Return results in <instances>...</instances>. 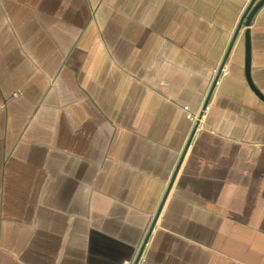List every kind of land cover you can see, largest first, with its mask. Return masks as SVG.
<instances>
[{
    "label": "crops",
    "instance_id": "1",
    "mask_svg": "<svg viewBox=\"0 0 264 264\" xmlns=\"http://www.w3.org/2000/svg\"><path fill=\"white\" fill-rule=\"evenodd\" d=\"M251 1L0 0V264H264Z\"/></svg>",
    "mask_w": 264,
    "mask_h": 264
},
{
    "label": "water",
    "instance_id": "2",
    "mask_svg": "<svg viewBox=\"0 0 264 264\" xmlns=\"http://www.w3.org/2000/svg\"><path fill=\"white\" fill-rule=\"evenodd\" d=\"M264 4V0H252L248 7L246 8V11L241 19L240 26L242 23H245L246 26H248L255 15V13L259 10V8ZM245 36V74L247 81L250 85V87L255 91V93L262 99L264 100V94L260 91V89L254 84L252 78H251V73H250V65H251V52H250V33L249 29L245 30L244 33ZM211 95V92H210ZM209 95V96H210ZM209 96L207 100L209 99ZM147 239V237H146ZM146 239H144L140 251L143 249Z\"/></svg>",
    "mask_w": 264,
    "mask_h": 264
},
{
    "label": "built area",
    "instance_id": "3",
    "mask_svg": "<svg viewBox=\"0 0 264 264\" xmlns=\"http://www.w3.org/2000/svg\"><path fill=\"white\" fill-rule=\"evenodd\" d=\"M228 74V67H227V61L226 59H222L217 63L213 69V75L211 78L210 82V87H209V94L210 92L212 93V90L215 86H217L223 77H225ZM210 97V96H209ZM208 100L204 103V105L200 108L198 112H192L191 110L188 109V106H185V112H186V117L191 120L192 126L197 127L202 119V116L204 114V111L207 108ZM125 264H135V260H130L127 261Z\"/></svg>",
    "mask_w": 264,
    "mask_h": 264
}]
</instances>
